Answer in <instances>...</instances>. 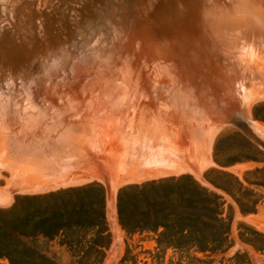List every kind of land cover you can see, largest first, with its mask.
<instances>
[{"label": "rangeland", "instance_id": "rangeland-1", "mask_svg": "<svg viewBox=\"0 0 264 264\" xmlns=\"http://www.w3.org/2000/svg\"><path fill=\"white\" fill-rule=\"evenodd\" d=\"M193 1L0 0V72L3 63L19 70L14 76L17 81L27 80L32 112L39 116L37 124L30 125L32 131L24 133L25 136L8 128L12 134L0 132V210L10 208L18 198L26 195H42L96 182L104 189L108 234V243L98 264H233L231 257L234 254H242L249 264H264V252L253 249L246 241L245 231L248 227L264 233V149L236 125L216 124L211 112L217 109L218 102L237 96L248 126L264 141V0H195L202 9L198 11ZM200 11L205 14H199V21L196 15ZM188 13L195 16L194 20ZM195 18L202 25L195 23ZM105 20H108L110 34L122 28V39L117 47L113 44L118 42L110 36V43L117 49L98 59L96 67L103 66V69L97 70L95 65L91 68L88 57L91 53L87 54L89 62L85 65L76 62L74 56L64 69L56 68L43 75L44 64L48 63L45 55H57L60 47L75 44L83 32ZM204 28L208 31H203ZM209 29H212V35ZM186 49L189 50L183 51ZM130 55L133 63L128 58ZM180 55L184 57L180 59ZM124 57L144 71L135 72L139 75L126 71L124 65L131 64ZM154 59L160 62L156 63ZM75 65L78 68H74ZM214 65L223 75L214 73L211 69ZM117 66L121 67L120 71L114 69ZM81 69L83 71L78 72ZM153 71L165 74V77L168 74L166 79L163 76L167 81L159 78L160 84L154 82ZM126 80L132 85L131 90ZM133 85L137 88L132 89ZM81 86L87 87L86 99L85 94H80ZM119 92L126 93L122 96ZM140 93L143 97L135 96ZM27 96L20 89H14L10 102H16L13 105L18 109L26 104ZM169 98L173 101H170L171 105ZM109 99L114 109L109 107ZM99 102L108 105L104 110L111 117L106 112L101 113L103 105ZM117 105L120 108L115 109ZM94 106L96 111L92 109ZM159 111L162 112L160 115ZM123 116L128 117L127 122L126 119L123 121ZM107 117L111 123L109 118L107 122ZM115 117L121 119L120 125ZM112 120L115 121L112 123ZM105 123L110 125L105 128ZM98 165L106 169V181L95 174ZM182 175H190L218 197L221 216L229 227L230 245L226 251L204 254L193 249L156 247V232L128 233L121 227L117 214V195L121 188ZM90 200L87 196L83 202L88 204ZM35 206L39 208L38 204ZM6 221V217L0 219V236ZM16 239L12 238L13 241ZM18 239L31 241L39 252L51 257L56 264H79L73 252L62 243L61 234H36ZM0 262L7 263L2 258Z\"/></svg>", "mask_w": 264, "mask_h": 264}, {"label": "trees", "instance_id": "trees-1", "mask_svg": "<svg viewBox=\"0 0 264 264\" xmlns=\"http://www.w3.org/2000/svg\"><path fill=\"white\" fill-rule=\"evenodd\" d=\"M103 192L99 183L91 182L42 195H26L10 208L0 210V219L7 218L0 236V258L7 263L0 264H56L31 241L18 239L36 234H61L62 243L79 264H98L108 243ZM87 196L91 200L85 204ZM117 214L128 233L156 232V247L215 254L230 245L229 227L221 216L218 197L190 175L121 188ZM245 231L246 241L253 249L264 252V233L248 227ZM14 237L17 239L13 241ZM231 258L233 264H249L242 254Z\"/></svg>", "mask_w": 264, "mask_h": 264}, {"label": "bare ground", "instance_id": "bare-ground-1", "mask_svg": "<svg viewBox=\"0 0 264 264\" xmlns=\"http://www.w3.org/2000/svg\"><path fill=\"white\" fill-rule=\"evenodd\" d=\"M183 1V3H184V0H182ZM188 1V0H187ZM191 1H193V0H190V2ZM193 2H195L194 4H196L197 5V11H198V9H200V7H199V5L196 3L197 1H193ZM211 2V1H210ZM199 3V2H198ZM202 3H204V2H200V4H202ZM207 3V2H206ZM192 4V3H191ZM190 4V5H191ZM193 4V5H194ZM217 5V4H216ZM192 6V5H191ZM214 6V5H213ZM193 7V6H192ZM194 7H195V5H194ZM199 7V8H198ZM202 8V7H201ZM218 8V7H217ZM216 8V9H217ZM195 10V8H190V10ZM215 9V10H216ZM188 10H189V8H188ZM189 10V11H190ZM200 10H202V9H200ZM214 10V11H215ZM188 12V11H187ZM205 11H203V12H197L198 13V15H196L197 16V18L201 15L200 13H204ZM190 13V12H189ZM187 14L188 16H190L191 14H193L194 12H192L191 11V14ZM213 13V12H212ZM118 14H120V13H118ZM195 14H196V12H195ZM200 14V15H199ZM205 14V13H204ZM186 15V16H187ZM194 15V14H193ZM193 15H191V17H193ZM209 15V14H208ZM210 16V15H209ZM191 17H189V18H191ZM195 17V16H194ZM194 17L192 18L193 20H194ZM202 17H204V15L202 14ZM206 17V16H205ZM109 18V17H108ZM186 18H188V17H186ZM200 18L201 17H199V21H200ZM196 19V18H195ZM204 19V18H203ZM189 20V19H188ZM202 20V19H201ZM206 20H208L207 18H206ZM209 20H211L210 18H209ZM203 21V20H202ZM201 21V22H202ZM204 21H205V19H204ZM213 20H211V22H212ZM108 22V20H105V22L104 23H101L100 25L98 24L97 26H95L94 28H92V29H89L88 31H86V32H83L82 34H81V36L78 38V40L75 42V44H73V45H64V46H62V47H60L59 48V53L57 54V55H55V56H53V57H50V56H47V55H45L46 57L45 58H47V64H44V67H45V70L43 71V75H46V74H48V72H50L49 70H56V68L58 69H64V67L66 66V65H68L67 63L74 57V56H76L77 58L75 59V61L76 62H78V61H80V62H83L84 64L83 65H85L87 62H89V61H87V58L89 57L90 58V60H91V63H89V65L91 64V68L94 66V67H96V65L98 64V62H99V58L101 57V56H104V55H110L111 53H113L116 49H117V47L119 46V43L121 42V39H122V37L120 36V34H121V30H122V28L120 29H117L116 31L117 32H114V33H109L108 32V24L109 23H107ZM205 22H207V21H205ZM195 23H198V21H197V19H196V22ZM203 23V22H202ZM148 24V23H147ZM198 25H202L201 23L199 24L198 23ZM197 24H196V26H198ZM207 25H209V23H207ZM90 26V25H89ZM195 26V27H196ZM195 27H194V29H195ZM200 28H202V26H199ZM198 27V28H199ZM204 27V26H203ZM208 27V26H207ZM90 28H91V26H90ZM210 28V27H209ZM211 28H212V26H211ZM203 29V28H202ZM206 29L204 28V30L203 31H205ZM206 31H208V29L206 30ZM209 31H210V29H209ZM109 34H107V33ZM120 32V33H119ZM202 32V31H201ZM212 32V29H211V31H210V33ZM215 32V31H214ZM218 32V31H217ZM198 33H200V32H198ZM206 33V32H205ZM201 34V33H200ZM209 33H207V35H208ZM213 33H211V35H212ZM79 35V34H78ZM110 36H111V38L113 37V40H116L118 43L115 45V44H113L114 46H117L116 47V49L113 47V45L110 43ZM193 36V35H192ZM202 36H204V35H202ZM221 36H223V35H221ZM47 37V36H46ZM43 38V37H42ZM197 38V37H196ZM208 38V37H207ZM210 38H213L212 36L210 37ZM73 39V38H72ZM193 39H195V37L193 36ZM192 39V40H193ZM222 39V38H221ZM66 40V39H65ZM76 40V39H75ZM200 40H203L202 38L200 39ZM206 40H208V39H206ZM216 40V39H215ZM217 40H219V39H217ZM53 41V40H52ZM63 41V40H62ZM205 41V40H204ZM211 41V40H210ZM68 42H69V40H68ZM67 42V43H68ZM188 42V41H187ZM192 42V41H191ZM61 43V42H60ZM218 43V42H217ZM136 44V43H135ZM203 44V43H202ZM209 44V43H208ZM213 44V43H212ZM47 45V44H46ZM53 45V44H52ZM139 45V44H138ZM138 45H137V47H138ZM190 45V44H189ZM188 45V46H189ZM210 45V44H209ZM208 45V46H209ZM219 45V44H218ZM214 46V45H213ZM217 46V45H216ZM221 46H222V44H221ZM135 47V46H134ZM211 47V46H210ZM223 47V46H222ZM221 47V48H222ZM51 48H52V46H51ZM50 48V49H51ZM203 48V47H202ZM202 48H201V50H202ZM206 48H207V46H206ZM217 48V47H216ZM220 48V47H219ZM224 48V47H223ZM135 49V48H134ZM209 49V48H208ZM214 49V48H213ZM52 50V49H51ZM187 50H189V49H186V50H183V51H186L187 52ZM197 50V49H196ZM207 50V49H206ZM137 51V50H136ZM177 51V50H176ZM180 51V50H179ZM182 51V50H181ZM183 51H182V54H183ZM208 51V50H207ZM221 50H219V52H220ZM189 53H190V51H188ZM197 52V54H199L198 53V50L196 51ZM201 52V51H200ZM202 52H203V50H202ZM201 52V53H202ZM209 52V51H208ZM46 53V52H45ZM92 53V54H91ZM120 53V52H119ZM181 53V52H180ZM193 52H191V54H192ZM87 54L89 55V54H91V55H89L88 57H87ZM116 54H118V53H116ZM116 54H115V56H116ZM119 55V54H118ZM178 55H179V53H178ZM188 56V55H187ZM87 57V58H86ZM119 57V56H118ZM117 57V58H118ZM131 57V58H130ZM135 57V56H134ZM175 57H177V56H175ZM180 59H182V57H184L183 55H182V57H181V55L180 56H178ZM190 57V56H189ZM201 57V56H200ZM214 57V56H213ZM220 57V56H219ZM116 58V57H115ZM125 58V57H124ZM129 59H133L132 58V56L130 55L129 57H128ZM178 58V59H179ZM123 59V58H122ZM121 59V60H122ZM125 59H127V57L125 58ZM5 60V59H4ZM128 60V59H127ZM155 60V59H154ZM153 60V61H154ZM157 60H161V59H159V58H157ZM157 60H155L156 61V63H159ZM169 60V59H168ZM225 60V59H224ZM125 61V60H124ZM129 61V60H128ZM153 61H152V64H153ZM166 60H164L163 62H165ZM178 62H177V64L180 62L179 60H177ZM131 61H129V63H130ZM134 61L132 60V63H133ZM143 62H145V61H143ZM143 62H141V63H143ZM167 62H170V61H167ZM126 63H128V62H126ZM125 63V64H126ZM132 63H130L131 65H124V67L126 66V71L128 70V71H130L132 74H134V75H139V74H135V72H139V73H142L143 71L141 70V68L139 67V66H136V64L135 65H132ZM161 63H162V61H161ZM232 63V62H231ZM146 64V63H145ZM148 64V63H147ZM168 65H169V63H167ZM171 64L173 65V66H175L172 62H170V66H171ZM79 65V64H78ZM82 65V64H81ZM80 65V66H81ZM120 65V64H119ZM141 65V67H142V64H140ZM148 65H150V64H148ZM163 65H165V64H163ZM74 66V65H73ZM121 66V65H120ZM127 66H128V68H127ZM178 67H179V64L177 65ZM177 66H175V67H177ZM77 66L75 65V67L74 68H76ZM103 66H97L96 67V69L98 70V68H102ZM146 67H147V65H146ZM155 67V66H154ZM177 67V68H178ZM78 68V67H77ZM85 68V67H84ZM84 68H82V69H84ZM106 68V67H105ZM121 67H118L117 66V68H114L115 70L116 69H118L119 71L121 70L120 69ZM152 68V67H151ZM174 68V67H173ZM40 69H41V67H40ZM80 70V71H78V72H81V71H83V70ZM103 69V68H102ZM122 69H124L125 70V68H123L122 67ZM155 69V68H154ZM38 70V69H37ZM73 70H75V72L77 71V69H73ZM124 70H123V72H124ZM175 70H177V69H175ZM34 73H35V71L36 70H32ZM19 73V70L17 69V68H13L12 66H8L6 63H3L2 65H1V72H0V95H2V96H0V132H3L2 134H4V131H6V134L7 135H9V133L11 132H9L8 130H7V128L8 129H11L12 131H14V132H16V131H20L19 132V134H21L22 136H23V134L25 133V134H28V132H30V131H32V128L33 127H31V129H30V125H33L34 126V124H37V120H38V118H39V116L37 117L36 115H37V113L36 114H33V106H32V103L30 102V99H29V97L27 96V92H28V86H26L27 85V80H21L20 79V81H17L18 79H17V77H15L14 76V74L15 73ZM97 71H95V73H96ZM59 73V72H58ZM94 73V74H95ZM167 73V72H166ZM170 73V72H169ZM121 74V73H120ZM124 74V73H123ZM125 74H127V73H125ZM131 74V75H132ZM172 74V73H171ZM78 74H76V76H77ZM102 75H104V74H102ZM127 75H129V74H127ZM130 75V76H131ZM134 75H132V76H134ZM144 75V74H143ZM165 74H160V72L158 73L157 71H153V73H152V76H153V81L154 82H157V84L159 83L160 84V82H158V79L160 78L161 79V81L163 80V81H167V80H165L167 77H168V74H166V77L164 76ZM170 75V74H169ZM174 75V74H173ZM79 76V75H78ZM129 76V77H130ZM147 76V75H146ZM163 76L165 77V79H163ZM129 77H127V78H129ZM141 77H142V75H141ZM143 77H145V75L143 76ZM142 77V78H143ZM147 77H149V75L147 76ZM173 77V76H172ZM12 78V79H11ZM110 78V77H109ZM121 78H123V79H125L126 78V76H125V78L124 77H122V75H121ZM131 78H134V77H131ZM150 78V77H149ZM169 78L171 79V76H169ZM175 78V77H174ZM130 79V78H129ZM173 79V78H172ZM172 79H171V81H172ZM176 79V78H175ZM79 80H81V78L79 79ZM116 81H117V79H115ZM114 80V81H115ZM137 80V79H136ZM148 80V79H147ZM34 81V80H33ZM111 81V80H110ZM114 81H113V83H114ZM120 81V80H119ZM121 81H123V80H121ZM127 81V80H126ZM134 81V80H133ZM139 81H140V79H139ZM145 81V80H144ZM151 81V80H150ZM149 81V82H150ZM173 81L175 82V80L173 79ZM177 81V80H176ZM96 82H98V80H96ZM112 82V81H111ZM110 82V83H111ZM118 82V81H117ZM128 83H127V85L129 86V88H130V90H131V87H130V85L131 84H129V81H127ZM148 82V83H149ZM168 82H170V80L168 81ZM116 83V82H115ZM120 83V82H119ZM119 83H118V86H119ZM123 83V82H122ZM136 83H137V81H136ZM142 83V82H141ZM141 83H140V85H141ZM146 83H147V81H146ZM162 83V82H161ZM171 83V82H170ZM134 84V83H133ZM150 84H151V82H150ZM149 84V85H150ZM164 83H162V85H163ZM117 85V84H116ZM115 85V86H116ZM122 85H124V84H122ZM139 85V84H138ZM137 85V86H138ZM165 85V84H164ZM163 85V86H164ZM88 86H90L89 84L87 85V87ZM105 86V85H104ZM111 86V85H110ZM109 86V87H110ZM120 86H121V83H120ZM125 86H126V83H125ZM127 86V87H128ZM132 86V85H131ZM134 86V85H133ZM159 86V85H158ZM163 86H160L159 88H161V87H163ZM78 87V86H77ZM86 87V88H87ZM98 87V86H97ZM127 87H125V89L127 88ZM135 87L136 86H134V88L132 87V89H135ZM148 87V86H147ZM165 87V86H164ZM20 89V91H21V93L22 94H24L25 96H27V100L25 101L26 102V104H25V106H24V104H22V106L21 107H18V109H16V107L14 108V103H16V102H13V104L10 102L11 101V92L14 90V89ZM86 88L84 87V86H81V89H80V91L82 92V93H80L82 96H84V94H85V92H86ZM122 88V87H121ZM121 88H120V91H121ZM128 88V89H129ZM137 88V87H136ZM139 88H140V86L138 87V90H139ZM151 88V87H150ZM158 88V87H157ZM156 88V89H157ZM166 88V87H165ZM171 88V87H170ZM90 89V88H89ZM95 89V88H94ZM111 89H112V86H111ZM117 89H118V87H117ZM145 89V88H144ZM149 89V87L147 88V91H149L148 90ZM152 89V88H151ZM27 90V91H26ZM77 90V89H76ZM110 90V89H109ZM127 90V89H126ZM129 90V91H130ZM141 90H143L142 88H141ZM162 90V89H161ZM73 91V90H72ZM117 91V90H116ZM134 91V90H133ZM146 91V90H145ZM162 91H165V90H162ZM92 93L91 94H93V91H91ZM122 92V91H121ZM121 92H119V93H121ZM124 92V91H123ZM122 92V93H123ZM132 92V91H131ZM131 92H129V93H131ZM141 92V91H140ZM150 92V91H149ZM157 92V91H156ZM169 92V91H168ZM113 93H115V92H113ZM121 93V94H122ZM126 93V92H125ZM124 93V94H125ZM136 93V92H135ZM143 93V92H142ZM142 93H140V94H138V95H136L135 94V96L137 97V96H139L140 97V95L142 94ZM146 93V92H145ZM144 93V94H145ZM148 93V92H147ZM146 93V94H147ZM164 93V92H163ZM94 94H95V91H94ZM98 94H99V92H98ZM106 94V93H105ZM109 94V93H108ZM112 94V93H111ZM110 94V95H111ZM117 93H115V95H116ZM124 94H122V96H124ZM128 94V93H127ZM126 94V95H127ZM143 94V95H144ZM145 94V96H147ZM170 94V93H169ZM65 95H66V93H65ZM64 95V96H65ZM86 95V94H85ZM100 95V94H99ZM103 95V94H102ZM102 95H100V96H102ZM125 95V97H127ZM129 95V94H128ZM159 95V94H158ZM163 95V94H162ZM165 95V94H164ZM59 96V95H58ZM60 96H62V95H60ZM87 96L88 95H86V97L84 98V99H86L87 98ZM95 96V95H94ZM94 96H93V98H94ZM118 96V95H117ZM142 96V95H141ZM145 96H144V98H145ZM150 96V95H149ZM154 96V95H153ZM56 97V96H55ZM116 97V96H115ZM114 97V99H115V101H117L118 99H116ZM135 97V98H136ZM138 97V98H139ZM143 97V96H142ZM57 98V97H56ZM62 98V97H61ZM65 98V97H64ZM79 98V97H78ZM93 98H91V99H93ZM104 98V97H103ZM108 98H111V97H108ZM108 98H107V100H108ZM118 98V97H117ZM132 99H133V97H131ZM135 98H134V100H135ZM144 98H142L143 100H144ZM147 98V97H146ZM59 99V98H58ZM74 99V98H73ZM98 99H99V97H98ZM112 99V98H111ZM126 99H128V98H126ZM170 100H169V104L171 105V102L170 101H172V98H169ZM60 100V99H59ZM62 100H63V98H62ZM65 100V99H64ZM78 100V99H77ZM88 100H90V99H88ZM107 100L105 99L104 100V102L106 103L107 102ZM134 100H132L133 102H135ZM137 100H139V99H137ZM147 100V99H146ZM145 100V101H146ZM174 100V99H173ZM55 101H58L57 99L55 100ZM61 101V100H60ZM70 102H71V100H69ZM91 101V100H90ZM90 101H88V102H90ZM112 101V100H111ZM111 101H110V99H109V101H108V104L110 105L109 107H111V108H113L112 106H111ZM114 101V100H113ZM122 101V100H121ZM125 101V100H124ZM129 101V100H128ZM140 101V100H139ZM165 101H167V99L165 100ZM164 101V102H165ZM24 102V101H23ZM46 102V101H45ZM77 102V101H76ZM87 101H86V103H88ZM101 102H102V100H101ZM101 102H99L101 105L100 106H102L103 104L101 103ZM118 103H119V100L117 101ZM132 102V106H134V104L135 103H133ZM137 102V101H136ZM173 102V101H172ZM19 103H21V102H19ZM44 103V102H43ZM58 103V102H57ZM72 103V102H71ZM74 103V102H73ZM73 103H72V105H73ZM85 103V104H86ZM91 104H92V102H90ZM121 103V102H120ZM128 103V105H129V103L130 102H127ZM141 103V102H140ZM162 103V102H161ZM168 103V102H167ZM62 104H63V102H62ZM75 105L74 106H76V103H74ZM90 104V105H91ZM107 104V103H106ZM106 104H105V106H106ZM138 104V103H137ZM136 104V105H137ZM160 104V103H159ZM45 105V104H44ZM65 105H67V104H65ZM70 105V104H69ZM84 105V104H83ZM97 105V104H96ZM95 105V106H96ZM114 105V104H113ZM115 105H116V102H115ZM120 105V104H119ZM168 106L166 103H164V106ZM169 105V106H170ZM43 106V105H42ZM54 106V105H53ZM85 106V105H84ZM86 106H89V105H86ZM93 106V105H92ZM95 106L92 108V109H94L95 111H96V109L97 108H95ZM98 106H99V104H98ZM104 106V105H103ZM102 106V107H103ZM105 106L102 108V107H100V109H103L104 110V108H105ZM108 106V105H107ZM106 106V108H108ZM121 106L123 107V105H122V103H121ZM130 107H131V103H130V105H129ZM129 106H128V109L130 110V108H129ZM71 106H69L68 108L69 109H71L70 108ZM116 107L117 108H120V107H118V105L117 106H115V109H116ZM163 107V106H162ZM46 108V107H45ZM65 108V107H64ZM67 108V107H66ZM81 108V107H80ZM86 108V107H85ZM84 108V109H85ZM89 108V107H88ZM99 108V107H98ZM135 108H136V106H135ZM154 108V107H153ZM152 108V109H153ZM55 109H57V108H55ZM54 109V110H55ZM74 109V108H73ZM79 109V108H78ZM87 109V108H86ZM89 109H91V108H89ZM114 109V108H113ZM127 109V110H128ZM161 109V108H160ZM169 109V108H168ZM5 110H7V111H5ZM44 110V109H43ZM59 110V109H58ZM66 110V109H65ZM102 110V112L101 113H105L106 111L104 110L103 111ZM162 110V109H161ZM37 111V110H36ZM39 111V110H38ZM50 111V110H49ZM53 111V110H52ZM51 111V112H52ZM60 111V110H59ZM58 111V112H59ZM61 111H62V109H61ZM82 111H83V109L81 108V113H82ZM101 111V110H100ZM99 111V112H100ZM107 111H109V109H107ZM113 111V110H112ZM118 111V110H117ZM35 112V111H34ZM78 112V111H77ZM109 112H111V111H109ZM121 112V111H120ZM154 112H156L157 113V111H154ZM154 112H152V113H154ZM168 112V111H167ZM49 113V112H48ZM69 113V112H68ZM71 113V112H70ZM81 113H78L79 115L81 114ZM85 113H87V111L85 112ZM107 113V112H106ZM111 113H113V112H111ZM110 113V114H111ZM128 113H130V112H128ZM127 112H126V114H128ZM159 113V115H160V113H162V112H158ZM42 114H43V112H42ZM57 114V116H58V113H56ZM71 114H74V113H71ZM76 114V113H75ZM74 114V115H75ZM108 114V113H107ZM107 114H105V116L107 115ZM114 114H116V113H114ZM166 115H167V113H165ZM38 115H40V114H38ZM44 115H46V113L44 114ZM69 115V114H68ZM73 115V116H74ZM97 115V114H96ZM99 115H101V114H98L97 116H99ZM162 115V114H161ZM165 115V116H166ZM43 116V115H42ZM42 116H40V118L42 117ZM77 116V115H76ZM108 116H109V114H108ZM128 117L130 116V115H127ZM126 116V117H127ZM136 116V115H135ZM56 117V116H55ZM79 116H77V118H78ZM109 117H111V116H109ZM109 117H107L106 119H107V122H108V118ZM124 117V116H123ZM128 117H127V119H128ZM163 117V116H162ZM68 118V117H67ZM99 118V117H98ZM116 119H117V117H115ZM119 118H122V116H120ZM65 119V118H64ZM72 119V118H71ZM75 119V118H74ZM87 119H89L88 117H87ZM100 119H101V116H100ZM112 119H114V117L112 118ZM126 118L124 117L123 118V121L125 120ZM127 119H126V122H127ZM55 120V119H54ZM109 120H110V118H109ZM121 120V119H120ZM120 120H116V121H118L117 122V124L118 125H120V123H121V121ZM40 121V120H39ZM66 121V120H65ZM71 121V120H70ZM88 121V120H87ZM102 121V120H101ZM115 121V120H114ZM113 120H112V123L114 122ZM25 122H26V124L28 123V125H25ZM57 122V121H56ZM90 122H92V121H90ZM103 122V121H102ZM125 122V121H124ZM31 123V124H30ZM41 123V122H40ZM60 123V122H59ZM110 123H111V120H110ZM116 123V122H115ZM47 124V123H46ZM45 124V125H46ZM104 124V123H103ZM38 125H40V124H38ZM37 125V126H38ZM106 125H110V124H106L105 123V128L107 127ZM114 125H116V124H114ZM36 126V127H37ZM42 126V125H41ZM40 126V127H41ZM54 127V126H53ZM109 127H111V126H109ZM116 128H118V126L116 125L115 126ZM43 128V127H42ZM47 128V127H46ZM114 128V126H112V129ZM34 129H36V128H34ZM34 129H33V131H34ZM40 129V128H39ZM45 129V128H44ZM95 129V128H94ZM111 129V128H110ZM115 129V128H114ZM43 130V129H42ZM82 130V129H81ZM84 130V129H83ZM37 131V130H36ZM110 131V130H109ZM112 131V130H111ZM8 132V133H7ZM79 132V131H78ZM77 132V133H78ZM80 132H82V135H85V132L84 131H80ZM84 132V133H83ZM13 132H11V134H12ZM38 133V132H37ZM40 133V132H39ZM10 134V135H11ZM25 134H24V136H25ZM80 134V133H79ZM18 135V134H17ZM45 138V137H44Z\"/></svg>", "mask_w": 264, "mask_h": 264}, {"label": "water", "instance_id": "water-1", "mask_svg": "<svg viewBox=\"0 0 264 264\" xmlns=\"http://www.w3.org/2000/svg\"><path fill=\"white\" fill-rule=\"evenodd\" d=\"M224 60V58H222ZM214 70V73L223 75V73L219 70L218 66L214 65L211 67ZM233 97V96H232ZM237 96L233 97V99H227L226 102H218L217 109L212 111L214 116L213 121L220 124H233L236 125L240 130H242L247 136H249L256 144L264 149V141L258 137L247 124V116L241 107V102L238 100ZM89 165L92 166V163L89 161ZM93 167V166H92ZM93 169V168H92ZM105 168L101 165H98V168H95V174H98L103 181L107 180L105 175Z\"/></svg>", "mask_w": 264, "mask_h": 264}]
</instances>
